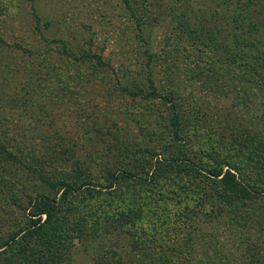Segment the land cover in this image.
<instances>
[{
  "label": "rangeland",
  "instance_id": "374dc122",
  "mask_svg": "<svg viewBox=\"0 0 264 264\" xmlns=\"http://www.w3.org/2000/svg\"><path fill=\"white\" fill-rule=\"evenodd\" d=\"M158 95L174 99L188 127L264 139V0H0V143L19 161L0 160V264H109L107 247L136 262L150 256L120 228L70 241L27 234L25 209L53 196L47 181L131 163L109 153L113 135L131 153L169 137ZM234 168L264 189L263 168ZM83 198L64 214L63 235L80 228ZM232 206L174 233L171 261L264 263V198Z\"/></svg>",
  "mask_w": 264,
  "mask_h": 264
},
{
  "label": "trees",
  "instance_id": "16d2710c",
  "mask_svg": "<svg viewBox=\"0 0 264 264\" xmlns=\"http://www.w3.org/2000/svg\"><path fill=\"white\" fill-rule=\"evenodd\" d=\"M92 59L101 61L96 56ZM153 100L166 106L164 111L169 113L168 121L163 124L169 130V137L163 133L153 149L145 147L131 153L128 146L113 135L114 144L108 149L109 153L114 150L112 156L116 161L128 154L131 163L124 168L118 165L97 179L47 181L46 186L54 194L51 197L37 194L30 199L25 209L27 234L70 241L74 236L81 240L88 233L92 238L104 237L110 234V230L120 228L121 233L131 237L137 250L150 249L151 253L147 259L136 262L107 247L109 264H177L170 257L174 233L188 229L200 217L203 220L220 217L225 212L224 205L239 209L254 199L264 198V189H257L253 183H247L232 172L238 170L234 167L240 168L248 163L264 169L263 138L245 130V141L236 142L235 138L227 139L224 134L195 123V128L188 127L176 109L174 99L158 95ZM208 113L212 115L210 111ZM229 128L234 127L231 124ZM208 139L231 149L227 154L218 152L220 144ZM203 140L208 143H202ZM0 147V160L19 162L1 143ZM241 148L244 152L239 155ZM124 160L122 158L119 162ZM58 193H61L59 197ZM78 195L84 196L77 213L80 228L74 230V235H63L64 214L71 212L72 201ZM220 204L218 215L213 214L219 211ZM19 234L8 239L4 247L16 242ZM155 249L165 253L154 254ZM249 264L264 263L250 261Z\"/></svg>",
  "mask_w": 264,
  "mask_h": 264
}]
</instances>
